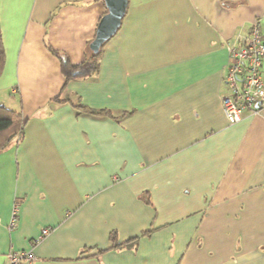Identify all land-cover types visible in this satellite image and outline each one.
I'll return each mask as SVG.
<instances>
[{"label": "crops", "instance_id": "0c3cea01", "mask_svg": "<svg viewBox=\"0 0 264 264\" xmlns=\"http://www.w3.org/2000/svg\"><path fill=\"white\" fill-rule=\"evenodd\" d=\"M105 14L0 0V104L23 118L0 151V264H264V109L231 125L221 105L264 0H129L98 72L67 80L53 51L85 62Z\"/></svg>", "mask_w": 264, "mask_h": 264}, {"label": "built area", "instance_id": "2783aa9c", "mask_svg": "<svg viewBox=\"0 0 264 264\" xmlns=\"http://www.w3.org/2000/svg\"><path fill=\"white\" fill-rule=\"evenodd\" d=\"M229 63L223 78L228 94L221 96V105L227 121L233 125L241 121L245 112L254 115L264 109V35L261 21L251 24L247 34L238 36L235 44L228 47ZM19 205L13 208L10 230L17 227ZM50 229L43 230L39 242L49 235ZM8 264H35L33 251L12 252Z\"/></svg>", "mask_w": 264, "mask_h": 264}, {"label": "trees", "instance_id": "16d2710c", "mask_svg": "<svg viewBox=\"0 0 264 264\" xmlns=\"http://www.w3.org/2000/svg\"><path fill=\"white\" fill-rule=\"evenodd\" d=\"M102 50L95 54L89 45V50L86 55V60L80 65H72L67 55L55 52L53 53L61 60L62 71L67 80L72 78H88L95 75L99 70V60ZM6 61V52L3 44V36L0 28V78L3 74ZM90 113L100 116H105L107 113L104 111L96 112L90 111ZM23 132V118L22 115L16 111L10 110L3 104H0V151L7 149L11 143L22 136ZM113 241L116 240L115 235L111 236ZM138 239H132L136 243ZM118 243L114 244L115 247H120Z\"/></svg>", "mask_w": 264, "mask_h": 264}, {"label": "water", "instance_id": "95a60500", "mask_svg": "<svg viewBox=\"0 0 264 264\" xmlns=\"http://www.w3.org/2000/svg\"><path fill=\"white\" fill-rule=\"evenodd\" d=\"M103 1L107 8V14L102 17L97 28L96 36L90 45V49L95 54L99 53L118 34L129 7V0Z\"/></svg>", "mask_w": 264, "mask_h": 264}]
</instances>
